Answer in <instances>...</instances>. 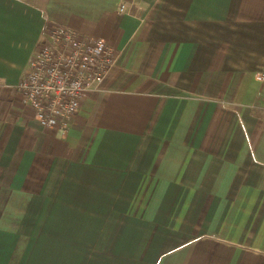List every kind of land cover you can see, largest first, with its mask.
I'll list each match as a JSON object with an SVG mask.
<instances>
[{
  "label": "crops",
  "instance_id": "1",
  "mask_svg": "<svg viewBox=\"0 0 264 264\" xmlns=\"http://www.w3.org/2000/svg\"><path fill=\"white\" fill-rule=\"evenodd\" d=\"M56 26L119 54L66 134L17 92ZM256 108L264 0H0V264H264Z\"/></svg>",
  "mask_w": 264,
  "mask_h": 264
},
{
  "label": "built area",
  "instance_id": "2",
  "mask_svg": "<svg viewBox=\"0 0 264 264\" xmlns=\"http://www.w3.org/2000/svg\"><path fill=\"white\" fill-rule=\"evenodd\" d=\"M118 58L106 39L56 26L17 87L21 103L34 113L40 127L66 134L83 101L99 91Z\"/></svg>",
  "mask_w": 264,
  "mask_h": 264
},
{
  "label": "trees",
  "instance_id": "3",
  "mask_svg": "<svg viewBox=\"0 0 264 264\" xmlns=\"http://www.w3.org/2000/svg\"><path fill=\"white\" fill-rule=\"evenodd\" d=\"M28 1H32V0H28ZM254 114L256 117H258L259 119L264 121V110L261 109H254Z\"/></svg>",
  "mask_w": 264,
  "mask_h": 264
},
{
  "label": "rangeland",
  "instance_id": "4",
  "mask_svg": "<svg viewBox=\"0 0 264 264\" xmlns=\"http://www.w3.org/2000/svg\"><path fill=\"white\" fill-rule=\"evenodd\" d=\"M49 33H50V31H49Z\"/></svg>",
  "mask_w": 264,
  "mask_h": 264
}]
</instances>
